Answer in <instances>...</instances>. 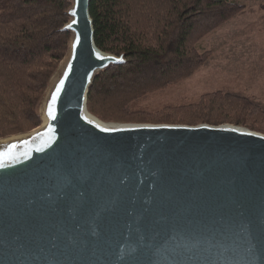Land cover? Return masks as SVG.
I'll return each mask as SVG.
<instances>
[{"label": "water", "instance_id": "95a60500", "mask_svg": "<svg viewBox=\"0 0 264 264\" xmlns=\"http://www.w3.org/2000/svg\"><path fill=\"white\" fill-rule=\"evenodd\" d=\"M67 1L42 124L0 140V264H264V134L93 116L127 60L96 46L91 0Z\"/></svg>", "mask_w": 264, "mask_h": 264}, {"label": "trees", "instance_id": "16d2710c", "mask_svg": "<svg viewBox=\"0 0 264 264\" xmlns=\"http://www.w3.org/2000/svg\"><path fill=\"white\" fill-rule=\"evenodd\" d=\"M70 7L67 0H0V140L41 126L38 106L67 52L70 36L62 29ZM247 11L240 0H91L96 46L125 55L127 63L98 76L89 112L106 123L232 125L264 133V105L238 92L206 93L154 112L138 106L207 67L214 52L201 53L198 44Z\"/></svg>", "mask_w": 264, "mask_h": 264}, {"label": "rangeland", "instance_id": "374dc122", "mask_svg": "<svg viewBox=\"0 0 264 264\" xmlns=\"http://www.w3.org/2000/svg\"><path fill=\"white\" fill-rule=\"evenodd\" d=\"M240 1L244 2L248 6V11L251 10V12L247 11L243 16L212 33L197 46L201 53L213 51L214 60L207 67L199 69L192 78L185 82L142 98L138 103L139 108L154 112L167 105L195 102L201 95L219 90L238 92L255 98L264 105V0ZM64 60L48 82L38 106V113L45 94ZM130 109L133 110L134 107L131 106Z\"/></svg>", "mask_w": 264, "mask_h": 264}, {"label": "snow or ice", "instance_id": "6c2138e0", "mask_svg": "<svg viewBox=\"0 0 264 264\" xmlns=\"http://www.w3.org/2000/svg\"><path fill=\"white\" fill-rule=\"evenodd\" d=\"M57 91H59V89H57ZM52 100H53V102H55V100H56V97H55V96H53V97H52ZM48 114H49V116H51L53 119L55 118V117L52 115L51 108H49V112H48ZM0 155H5V154H0Z\"/></svg>", "mask_w": 264, "mask_h": 264}]
</instances>
